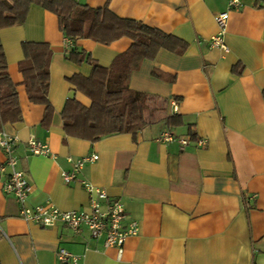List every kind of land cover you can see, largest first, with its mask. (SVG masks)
<instances>
[{"label":"crops","instance_id":"crops-1","mask_svg":"<svg viewBox=\"0 0 264 264\" xmlns=\"http://www.w3.org/2000/svg\"><path fill=\"white\" fill-rule=\"evenodd\" d=\"M229 1L79 0L178 40L176 48L162 47L155 58H145L129 79L131 89L162 102L163 115L137 134L97 141L64 130L68 98L91 104L68 77L90 76L93 66L67 58L73 42L58 15L32 4L26 23L0 30L23 115L2 130L19 138L14 154L17 169L30 181L28 205L87 209L90 194L81 183L86 180L122 201L125 225L132 220L139 225L119 253L88 229L76 233L61 223L26 221L17 199L4 191L8 167L0 174V264H62V248L78 256L67 264H264V0H240L238 9ZM225 11L227 51L212 45L219 31L215 16ZM24 41L46 42L52 49L49 112L29 98L19 67ZM132 44L128 36L108 44L92 38L76 42L106 67ZM165 131L177 139L162 140ZM183 137L190 138L185 147L178 140ZM31 138L47 143L54 157L31 154ZM95 151L99 159L84 165L78 181L67 183L62 172L72 169L70 158ZM6 159L0 148V163Z\"/></svg>","mask_w":264,"mask_h":264},{"label":"trees","instance_id":"trees-1","mask_svg":"<svg viewBox=\"0 0 264 264\" xmlns=\"http://www.w3.org/2000/svg\"><path fill=\"white\" fill-rule=\"evenodd\" d=\"M32 4L58 15L61 30L73 42L67 50V58L93 66L90 76L75 74L68 77L76 91L91 100L90 105L83 104L76 96L66 101L62 116L68 135L97 141L117 133L137 134L163 115L164 105L156 96L133 90L128 84L131 73L145 58H155L162 47L176 48V38L142 22L119 17L108 7L93 9L77 0H0V30L26 23ZM123 36L132 38L133 44L108 67L84 54L76 45L81 38L108 44ZM182 46L180 51L186 49L185 43ZM22 48L24 58L19 67L29 98L32 102L45 104L49 112L52 109L48 98L52 49L46 42L34 41H24ZM3 49L0 39V130L7 123L23 119L17 84L10 76Z\"/></svg>","mask_w":264,"mask_h":264},{"label":"built area","instance_id":"built-area-1","mask_svg":"<svg viewBox=\"0 0 264 264\" xmlns=\"http://www.w3.org/2000/svg\"><path fill=\"white\" fill-rule=\"evenodd\" d=\"M79 1V0H77ZM242 5L240 0H230V8L238 9ZM229 12H221L216 14L215 18L219 27L218 33L212 37V45L226 49L224 42V32L228 22ZM177 106V105H176ZM164 141H173L177 138L169 131H165L161 137ZM179 142L183 147L189 144L190 138H179ZM19 142V138L9 135L5 130L0 131V148L6 153L7 159L4 163H0V174H4L7 168H11V172L7 175L4 183V191L13 195L20 204L21 216L30 222H34L45 227H52L58 223L67 225L76 233L88 229L93 238L104 239V245L107 248H115L119 253L123 252L125 243L129 236L136 235L139 232L137 221L132 220L128 225L125 221L128 217L124 204L121 200L111 199L105 189L99 188L93 183L81 180V183L90 194V202L87 209L84 210H63L56 206L53 202L39 205H28V196L31 191L30 181L26 173L17 169V157L15 156V147ZM200 143H205L201 140ZM28 148L33 155H52V151L47 143L31 138L28 141ZM99 159L98 151L78 159L70 158L73 163L71 170L62 172V177L67 183L78 181V173L88 162ZM58 259L62 264L70 261L76 262L78 256L72 252L61 249L58 251Z\"/></svg>","mask_w":264,"mask_h":264}]
</instances>
